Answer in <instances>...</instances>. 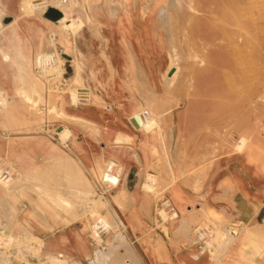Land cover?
I'll use <instances>...</instances> for the list:
<instances>
[{"label":"crops","instance_id":"0c3cea01","mask_svg":"<svg viewBox=\"0 0 264 264\" xmlns=\"http://www.w3.org/2000/svg\"><path fill=\"white\" fill-rule=\"evenodd\" d=\"M3 1L20 16L25 30L30 25L34 33L57 38L56 56L62 61L55 68L66 71L43 78H54L59 94L55 100L46 94L36 114L29 89L21 93L20 86L42 78L35 54L52 51L24 45L21 52L32 59L26 74L22 65L1 61L0 52V100H5L0 104V174L13 172V181L0 182V264L96 261L99 243L92 233L96 207L91 191L101 170L111 176L118 169L126 191L114 187L110 196L120 200L102 209V240L107 245L117 240L119 230L127 240L131 237L134 257L121 246L114 258L119 264H264V139L254 142L251 154L217 159L202 174L177 173L176 133L190 129V121L181 118L192 112L176 109L172 95L177 77L167 73L160 48H153L159 56H149L143 45L127 40L124 29L106 25L96 30V16L109 19L102 4L94 7L96 0L51 1L39 17L22 14V0ZM52 7L55 11H49ZM66 12L71 18L84 16L87 23L76 31L63 29ZM66 36L73 45L58 39ZM76 77L89 90L86 98L77 94L72 99V88L64 91L70 82L78 84ZM182 100L185 104L186 98ZM139 110L146 114V124L135 128L129 118ZM66 127L69 132L62 135ZM160 164L168 166L167 173L159 171ZM204 166L201 161L199 169ZM151 176L169 183L164 195L176 217H163L157 195L147 188ZM132 177L136 185L129 187ZM104 180L109 183L106 176ZM127 193L131 203L124 199ZM211 212L219 214V224H227L219 234L208 230ZM108 213L119 218L116 235L111 234L114 227L107 228L112 223Z\"/></svg>","mask_w":264,"mask_h":264},{"label":"rangeland","instance_id":"374dc122","mask_svg":"<svg viewBox=\"0 0 264 264\" xmlns=\"http://www.w3.org/2000/svg\"><path fill=\"white\" fill-rule=\"evenodd\" d=\"M119 1L108 0L107 4L106 0L102 1L101 4L104 9H107L106 12L109 10L107 12L109 19L102 20L96 16L101 20L100 29L106 25L119 28L117 13L123 10V4ZM136 1H139L137 14L141 21L145 19L143 23L148 25L147 29L140 28L136 34L134 29H130L133 34L131 43L143 45L145 51L149 52V56H159L156 50L160 48L159 52L165 63L170 55L175 57L179 70L175 80L177 84L174 85L176 94L174 93L175 96L173 94L172 98L175 100L176 109L187 108L192 112L190 117L181 118L183 121L186 120V124L190 121V129L188 126L186 129L182 127L176 133V154L180 162L177 165V173H186L188 176L202 174L206 172L207 167L212 168L217 159L251 154V146L254 142L264 139V0ZM4 3L6 4L5 1L0 0V6ZM111 4L117 7L116 12L112 10ZM99 7L95 8L99 9ZM162 9L165 10L164 13ZM20 10L22 12L21 8ZM22 14L25 13L22 12ZM16 16L20 20V16ZM29 24H36V22H28ZM93 26L96 27L94 21ZM19 29L23 36L25 32L27 35L36 34L30 25L26 30L20 25ZM47 38L50 39V36ZM34 40L35 42L38 40L37 36H34ZM45 48L52 51L41 52L43 56H49L47 57L49 63L46 61L47 67L45 66V70L48 71L44 72L42 67L39 69L41 71L37 73L42 78L38 77L37 80L40 85L42 84L41 90L31 92L28 96L33 103L32 111L36 114L40 112L39 105L46 94L52 100H55L59 94L56 91L59 86L54 84L55 79L43 78L52 77L53 73L61 71L60 68L55 67L56 62L61 63L62 58L59 55L56 56L55 50L50 46ZM153 48H156V52ZM36 56L37 53L35 61ZM30 60L32 61L31 58ZM76 83L79 85L78 80ZM75 86V84H67L64 91L73 89ZM184 97L185 104L182 100ZM201 161L205 166L200 170ZM157 167L160 172L167 173V165L160 164ZM7 172L0 174L2 184H6V179L8 182L13 181V172ZM120 173L121 170L118 169L116 174L110 176L101 170L96 183L93 184L91 194L94 196L96 209L91 213V224L93 236L99 243V247L95 254L96 261L91 264H119V260L114 258L121 246L125 248L122 247L129 258L134 257V242L128 236L132 246L128 249L124 244L126 235L121 230L118 231L117 240L113 241V247L110 246L111 257L109 254L105 256L100 253V249L104 246L108 247L103 240H99L100 236L103 237L102 233L105 230V216L102 209L120 200L110 196L114 193V187L117 190L122 187L119 184ZM105 176L109 183L104 180ZM150 180L147 188L157 195L159 210L163 217L165 219L176 217L177 213L173 204L164 195L169 183L159 179V176H151ZM194 183L198 184L196 181L191 182V184ZM134 185H136V179L132 177L129 187ZM124 199L131 203L128 193ZM107 215L112 221L107 228L114 227L111 234H116L118 228L115 227H119V223L115 220L119 222V218L115 213ZM211 217L209 222L213 225L208 224V230L216 234L221 233V229L227 224L224 222L219 224L217 219L221 217L218 213L211 212ZM228 230L227 228V232ZM58 262L67 264L68 261L65 259ZM129 264L134 262L129 261Z\"/></svg>","mask_w":264,"mask_h":264},{"label":"bare ground","instance_id":"6f19581e","mask_svg":"<svg viewBox=\"0 0 264 264\" xmlns=\"http://www.w3.org/2000/svg\"><path fill=\"white\" fill-rule=\"evenodd\" d=\"M51 1L53 2V3H56V0H22L21 1V4H20V8L22 9V12H24L26 15L28 14V15H36V16H38L39 17V15H40V13L41 12H43L46 8H48V6H49V4L51 3ZM69 1V0H68ZM95 1V0H94ZM93 1V2H94ZM102 1L103 0H96L95 1V6L94 7H99V5L102 3ZM61 2V1H60ZM107 2V1H106ZM119 2H121L122 4H123V10L122 11H119L118 13H117V19H118V21H117V24H118V27L119 28H121V29H124V30H126V32L128 31V36H127V40H129V42H132V37H133V34L130 32V29H134L135 30V34L136 33H138V31L140 30V28H144V29H147V25L148 24H146V23H143L144 21H145V19H143L144 21H141V18H139L140 16L137 14L138 13V2L139 1H136V0H120ZM119 2H117V3H119ZM94 4V3H93ZM51 6V5H50ZM84 7V6H83ZM82 7V8H83ZM108 7V6H107ZM121 7V6H120ZM57 8V7H56ZM87 8V7H86ZM88 8H90V7H88ZM111 8H112V10H114L115 12L117 11V10H115V9H117V7L115 6V5H113V4H111ZM60 9H61V7H60ZM109 9V8H108ZM84 10V9H83ZM87 10V9H86ZM105 10H107V9H105ZM119 10V9H118ZM49 11H54V8L52 7V9H50L49 8ZM69 11V10H68ZM109 11V10H108ZM107 11V12H108ZM159 11H161V10H159ZM165 12V10L164 9H162V12ZM163 12V13H164ZM57 13V12H56ZM81 13V12H80ZM160 14H161V12H159ZM47 14V13H46ZM58 14V13H57ZM56 14V15H57ZM50 15V14H49ZM70 14H68V12H66L65 13V15H64V17L62 18V20H61V24H62V28L63 29H71L72 31L74 30V31H76L77 29H81V28H83L84 26H85V24L87 23V21L86 20H84L83 19V17L84 16H76V17H74V18H71L70 16H69ZM19 16V15H18ZM74 16V15H73ZM50 17V16H49ZM61 17V16H60ZM70 17V18H69ZM87 17V16H86ZM51 18V17H50ZM59 18V17H58ZM94 19V18H93ZM57 20V19H56ZM71 20V21H70ZM92 20V19H91ZM90 20V21H91ZM54 22V21H53ZM89 22V21H88ZM140 22V23H139ZM150 22V21H149ZM93 23V22H92ZM58 24V23H57ZM94 25L96 26L95 28H96V30H100V27H101V20L100 19H95L94 20ZM20 21H19V19L17 18V16L16 15H13V13L11 12V11H9V9H8V6H6V4L4 3L2 6H0V52H1V61H3V62H10V63H17L18 65H22V69H23V71L25 72V74H26V72H27V68L29 67L30 68V66H29V64H27L26 62H28V63H30V58H27V56H26V54H24L23 52H21V50H22V47L24 46V45H36V46H38L37 48H38V50H39V46H42V47H46V46H50L51 48H53L54 50H55V52H56V45H57V38L55 37V36H50V39H48L47 37H46V35L44 36L43 34L44 33H41V32H39V31H37L36 32V34H29V35H27V36H23L22 34H21V32H20ZM27 29V28H26ZM32 31V30H31ZM82 31V30H81ZM68 32V31H67ZM24 33V32H23ZM71 33V32H70ZM72 33H74V32H72ZM99 33H100V31H99ZM95 34H96V32H95ZM149 34V33H148ZM69 35V34H68ZM79 35V34H78ZM34 36H37V38H38V40L35 42V40H34ZM59 36H60V33H59ZM71 36V35H70ZM75 38V37H74ZM73 38V39H74ZM60 41H63V42H65V43H67V44H70L71 43V38H68L67 36L66 37H60V38H58ZM75 40V39H74ZM77 42V41H76ZM72 44V43H71ZM74 44H75V42H74ZM46 45V46H45ZM73 45V44H72ZM76 46V45H75ZM41 47V48H42ZM18 50V52H16V53H11L10 51L11 50ZM103 49V48H102ZM40 51V50H39ZM66 52V51H65ZM57 53V52H56ZM101 53H103V52H101ZM103 56V55H102ZM107 56V55H106ZM109 56V55H108ZM47 57H49L48 55L46 56H43L42 55V53L41 52H38L37 53V56H36V61H38V64H40V66L43 68V71L45 72V71H48V70H45V66H46V63L48 62L47 61ZM50 57H51V55H50ZM109 58V57H108ZM50 59V58H49ZM30 60V61H29ZM51 60V59H50ZM49 60V61H50ZM61 60V59H60ZM47 61V62H46ZM80 60H79V58H78V61L77 62H79ZM109 61V60H108ZM136 62V61H135ZM49 63V62H48ZM80 65V64H79ZM110 65V64H109ZM166 66H167V73L169 74V76L171 77V78H174L176 75H177V73H178V70H179V68H178V65H177V63H176V60H175V57L173 56V55H170V57H169V59H168V61L166 62ZM18 67V66H17ZM47 67V66H46ZM76 68V67H75ZM17 69H19V68H17ZM47 69V68H46ZM92 69V68H91ZM30 70V69H29ZM93 70V69H92ZM172 70V71H171ZM66 70L64 69V68H61V71H59L58 72V74L59 75H61V76H64V72H65ZM77 71H79V70H77ZM93 71H95V70H93ZM140 71V70H139ZM40 72V71H39ZM74 72H75V70H74ZM47 73V72H46ZM97 74V73H96ZM99 74V73H98ZM29 75V74H28ZM75 75V74H74ZM138 75H140V74H138ZM24 76V75H23ZM27 76V75H26ZM168 76V77H169ZM29 77H30V75H29ZM73 77V76H72ZM24 78V77H23ZM71 78V77H70ZM75 78V77H74ZM82 79V78H81ZM169 79V78H168ZM76 80H78L79 81V85L77 84L75 87H73V91H71L72 92V99H74V97H76L77 98V93L78 94H80V95H82V97L84 98H86V96L88 95L87 93L89 92V90H88V88L86 87V85H84V84H81L80 83V80L78 79V77H76ZM171 80V79H170ZM30 81V80H29ZM83 81V80H82ZM99 81V80H98ZM107 81V80H106ZM143 81V80H142ZM26 82H27V80H26ZM32 82V81H31ZM28 83V82H27ZM40 82H38V80L36 81L35 80V84H37L36 86L35 85H33L32 86V83L30 84V85H24V86H20V91H21V93L23 92H28V89H29V91H30V94H31V92H38L39 90H41L40 89V86L42 85H40L39 84ZM71 83V82H70ZM26 84V83H25ZM148 87V86H147ZM40 92V91H39ZM76 94H75V93ZM1 94V93H0ZM20 94V93H19ZM51 95V94H50ZM1 96H2V94H1ZM34 96V95H33ZM88 98V97H87ZM96 98V97H95ZM76 100V99H75ZM4 101L5 100H3V99H1L0 100V104H4ZM8 102V101H7ZM7 105V104H6ZM1 106V105H0ZM4 106V105H3ZM8 107V106H7ZM141 110V109H140ZM139 110V111H140ZM142 112H143V110H142ZM141 111H140V113H134V115L133 116H131V118H129L130 119V121L129 122H131V124L135 127V128H140L141 127V125H142V123L144 122L145 123V121H143V120H145L146 119V117H145V115L146 114H144V113H142ZM146 112V111H145ZM20 116H22V115H20ZM149 117H147V119H148ZM154 119V118H153ZM152 119V122L154 121ZM156 120V119H155ZM148 121V120H147ZM149 121H151V120H149ZM148 121V122H149ZM151 122V123H152ZM154 124H155V122H153ZM152 123V124H153ZM146 124V123H145ZM152 124H150V125H152ZM153 124V125H154ZM149 125V124H148ZM20 126V125H19ZM143 126H145L144 124H143ZM146 127V126H145ZM144 127V128H145ZM151 127V126H150ZM59 128V127H58ZM63 128H64V126H63ZM63 128H62V131H63V134H62V132H61V134L62 135H65L64 134V131L66 130V131H68L69 132V130H67V127L63 130ZM142 128V127H141ZM61 130V129H60ZM65 131V132H66ZM59 134H60V132H59ZM70 134V133H69ZM97 134V133H96ZM68 135V134H67ZM69 136V135H68ZM67 136V137H68ZM130 136V135H129ZM62 137V136H61ZM66 137V138H67ZM65 139V138H64ZM64 139H61V140H64ZM68 141V140H67ZM62 142V141H61ZM65 144H66V142H65ZM64 144V145H65ZM56 145V144H55ZM67 145V144H66ZM154 151V150H153ZM64 153H65V151H64ZM64 153H63V155H64ZM66 154H68V153H66ZM57 156L58 155H56L55 156V158H57ZM62 156V155H61ZM60 156V157H61ZM60 157H59V159H60ZM63 157V156H62ZM65 155H64V159H65ZM59 159L57 160V161H59ZM62 159V158H61ZM61 159H60V161H59V163H61V162H63V161H61ZM56 160V159H55ZM66 160V159H65ZM48 161V160H47ZM64 163V162H63ZM66 163V162H65ZM69 164V163H68ZM70 165V164H69ZM4 172V171H3ZM5 172H7V170H5ZM8 173V172H7ZM9 175V174H8ZM7 175V176H8ZM6 176V177H7ZM112 176V175H111ZM2 178V177H1ZM4 179H5V177H4ZM113 179V178H112ZM5 181V180H4ZM9 181H11L10 180V177H9ZM16 182V181H15ZM63 182V181H62ZM7 183H9L8 181H7V179H6V184ZM2 184V183H1ZM60 184H61V182H60ZM3 185H5V184H3ZM11 186V185H10ZM123 187V186H122ZM119 188L117 191H119V192H123V190L125 189V187H124V189L123 188ZM87 190V189H86ZM124 191H126V190H124ZM83 193V192H82ZM92 193V192H91ZM120 194V193H119ZM119 196V195H118ZM91 200H93V199H91ZM102 217V216H101ZM100 218V217H99ZM225 224V223H224ZM229 233V232H228ZM97 234L98 235H100V233H98L97 232ZM116 235V234H115ZM117 236V235H116ZM233 236V235H232ZM228 237V236H227ZM231 237V236H230ZM114 238V237H113ZM226 238V237H225ZM102 240V237L100 236V238H99V240ZM125 243L124 244H126L127 245V248L128 249H131L132 248V246H131V244H130V241L129 240H125L124 241ZM113 245H114V243L113 242H111L110 244H108L107 246L108 247H105L104 246V248L103 249H100V253L102 254V255H105V256H107V254H109V253H111L112 252V248H110V246H112L113 247ZM262 245V244H261ZM101 255V256H102ZM104 257V256H103ZM110 257H111V255H110ZM98 258V257H97ZM101 261V260H100Z\"/></svg>","mask_w":264,"mask_h":264},{"label":"water","instance_id":"95a60500","mask_svg":"<svg viewBox=\"0 0 264 264\" xmlns=\"http://www.w3.org/2000/svg\"><path fill=\"white\" fill-rule=\"evenodd\" d=\"M50 9H52V8H50ZM54 11H55V9H54ZM172 71V70H171Z\"/></svg>","mask_w":264,"mask_h":264}]
</instances>
